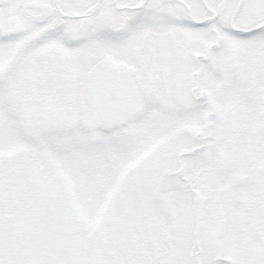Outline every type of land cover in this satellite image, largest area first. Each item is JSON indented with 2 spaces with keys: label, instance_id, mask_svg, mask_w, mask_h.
<instances>
[{
  "label": "snow or ice",
  "instance_id": "1",
  "mask_svg": "<svg viewBox=\"0 0 264 264\" xmlns=\"http://www.w3.org/2000/svg\"><path fill=\"white\" fill-rule=\"evenodd\" d=\"M0 264H264V0H0Z\"/></svg>",
  "mask_w": 264,
  "mask_h": 264
}]
</instances>
